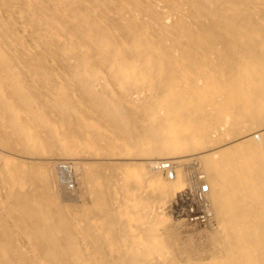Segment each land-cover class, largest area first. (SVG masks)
I'll return each instance as SVG.
<instances>
[{"label": "bare ground", "instance_id": "bare-ground-1", "mask_svg": "<svg viewBox=\"0 0 264 264\" xmlns=\"http://www.w3.org/2000/svg\"><path fill=\"white\" fill-rule=\"evenodd\" d=\"M0 264H264V0H0Z\"/></svg>", "mask_w": 264, "mask_h": 264}, {"label": "built area", "instance_id": "built-area-1", "mask_svg": "<svg viewBox=\"0 0 264 264\" xmlns=\"http://www.w3.org/2000/svg\"><path fill=\"white\" fill-rule=\"evenodd\" d=\"M176 165L184 171V188L176 194L169 212L179 217L182 223L198 229L212 225L213 214L206 198L208 185L200 173L198 161L188 160L182 165L171 160L157 161L151 169L170 181L174 179ZM55 178L57 187L65 192L70 193L75 189L72 167L67 162H59L55 166Z\"/></svg>", "mask_w": 264, "mask_h": 264}, {"label": "rangeland", "instance_id": "rangeland-1", "mask_svg": "<svg viewBox=\"0 0 264 264\" xmlns=\"http://www.w3.org/2000/svg\"><path fill=\"white\" fill-rule=\"evenodd\" d=\"M58 162H68V161H67V159H64V160L62 159V160H58ZM55 181H56V178H55ZM76 184H77L76 188H75L76 190L74 192L67 193V192L60 191V193H64L67 196H73V197L77 198L78 203H80V202H82V200L80 199V195L82 194V188L80 187L79 181ZM84 198H85L84 201L88 203V199L86 197H84ZM172 216L175 217L173 214H172ZM180 221H181V219H180ZM175 233H176L177 239L179 241L178 242L179 244L180 243L181 244L186 243V244H188L187 246L191 247L192 249H194V248L200 249V248L205 247V244H206L205 241H207V238H208V237H206L207 235H205L206 233H202L198 228H193V230H190V229L189 230L188 229L182 230V234L180 232H178V230L176 229ZM192 233H193V236L186 238L187 240L185 241L183 237L186 236V234L188 235V234H192ZM182 241H184V242H182Z\"/></svg>", "mask_w": 264, "mask_h": 264}]
</instances>
